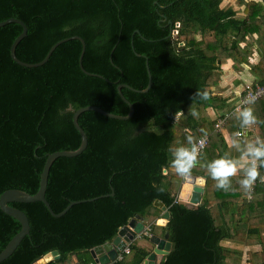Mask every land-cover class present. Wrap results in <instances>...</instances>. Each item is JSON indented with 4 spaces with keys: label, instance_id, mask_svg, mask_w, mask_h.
Wrapping results in <instances>:
<instances>
[{
    "label": "trees",
    "instance_id": "obj_1",
    "mask_svg": "<svg viewBox=\"0 0 264 264\" xmlns=\"http://www.w3.org/2000/svg\"><path fill=\"white\" fill-rule=\"evenodd\" d=\"M220 4L221 0H0V22L18 18L27 25V35L16 48L21 60L39 62L55 43L78 35L86 42L83 66L102 75L81 69L79 39L58 45L43 65H20L10 48L23 27L17 22L0 26V196L13 188L35 193L48 154L79 148L81 135L73 123L77 109L95 105L127 115L129 105L118 84L140 90L122 88L135 108L127 120L94 110L80 114L88 145L77 156L53 162L46 198L55 212L72 201L81 202L61 217L53 216L41 201L10 203L27 214L30 232L0 264H33L53 250L60 257L46 264H70L71 254L78 256L79 264H88L90 250L111 241L137 215L150 221L152 234L169 231L172 248L160 264H239L242 244L257 243L262 250L251 247L247 253L253 264H264V166L259 163L250 191L239 184L243 172L231 176V188L224 191L207 168L213 159L232 157L226 152L225 134L215 129L219 115L229 114L225 130L242 149L257 137L264 139V96L243 106L242 110L251 108L257 120L241 138L236 132L246 125L234 111L247 83L264 85V46L259 64L252 68L257 80L246 82L236 99L229 101L212 89L222 80L224 62L247 60L248 50L240 43L249 45L246 38L252 35L250 17L236 18L232 9ZM176 22L181 27L174 36ZM229 34L235 35L230 43L225 41ZM144 56L153 82L146 92L141 91L149 82ZM205 91L207 100L196 95ZM210 107L218 112L216 117L206 113ZM190 109L198 115L193 117ZM206 133L210 141L191 168L206 178L205 195L201 204L189 207L178 199L184 175L171 165V149L190 147L187 137L195 143ZM245 192L251 198H243ZM157 199L172 214L165 226L156 223L162 213L154 204ZM20 229V221L0 207V252ZM149 237L143 235L152 247ZM134 241L129 246L132 257L125 255L117 264H144L149 251Z\"/></svg>",
    "mask_w": 264,
    "mask_h": 264
},
{
    "label": "water",
    "instance_id": "obj_2",
    "mask_svg": "<svg viewBox=\"0 0 264 264\" xmlns=\"http://www.w3.org/2000/svg\"><path fill=\"white\" fill-rule=\"evenodd\" d=\"M11 22H17L23 27V31L15 39V41L12 43L11 48H10L12 58L17 63H19L20 65H24L27 67H36V66L43 65L44 63H46L48 61L52 52L56 49V47L58 45H60L61 43L65 42L69 39H79L82 43V52H81V56H80V60H79L81 69L88 75L102 76L100 74L88 71L83 66L82 59H83V55H84V52L86 49V42L81 36H78V35L62 39V40L58 41L57 43H55L50 48L47 55L39 62L29 63V62L21 60L16 54V48H17L18 44L20 43V41L27 35L28 28H27V25L22 20H20L18 18H8L5 21H1L0 26H3L5 24L11 23ZM137 32H139V31H137ZM136 54L138 56H141V54H139L137 52H136ZM144 57L146 58V67H147V71H148V75H149V82H148L147 87L144 88L143 90H141L142 92L148 91L149 88L152 86V83H153L152 82V74H151V70L149 67L147 56H144ZM123 87H128V88L136 90V91H140V90H137L134 87H132L126 83L118 84V91H119L121 97L129 105V112L127 115L116 114V113L110 112L108 110H105L102 107L95 106V105H87V106H84V107L77 109L73 114V123L81 135V144H80L79 148H77L75 150H59V151H55L53 153L48 154L46 161H45V164H44V167H43V170L41 172L40 186H39V189L35 193H29V192L22 190V189H16V188L14 189L13 188V189H8L1 194V196H0V207H1V209L4 212H6L7 214L17 218L21 223V229L17 234H15L13 236V238L8 242V244L5 246V248L0 252V262L5 260L6 258H8L16 250V248L19 246L22 239L26 235H28L30 232V221H29L27 214L23 210H21L20 208L12 206L10 203H13V202L30 203V202H35V201H41L46 205V207L48 208V210L51 212V214L53 216L61 217L62 215H64L69 210V208L71 206H73L76 203L81 202V200L72 201L69 203V205L65 209H63L60 212H55L52 209L49 201L46 198V191H47V186H48V177H49L50 168H51L53 162L58 157H61V156L74 157V156L81 154L86 149V147L88 145V136H87V133L85 132V130L83 129V127L78 122V118H79L80 114L83 113L84 111L94 110V111H97V112L107 116V117L116 118V119H120V120H127L133 116L134 111H135L134 104L132 102H130L125 97V95L123 94V92H122ZM190 179L193 180V188H192L190 198L187 200H184L181 197V191H182V189H181V191L178 195V199H179V201L185 202L189 207H196L203 202V195L205 192L206 178L196 176L194 174H189L188 177H186L184 180L188 181ZM185 181H183V185H184ZM182 188H183V186H182ZM112 194H114V193H112ZM93 199H91V200H93ZM82 201H85V200H82ZM154 204L157 207L162 209V213L157 218L156 223L158 225L165 226L167 224V222L169 221V219L172 217V214L169 211V209H167L166 205L161 200L157 199ZM145 228H146V224L144 222V218L141 215H137V216L133 217L126 225H124L123 227H121L119 229L117 235L111 241L105 242L102 245L95 246L94 248H92L90 250L91 254L94 258V261L97 263H100V264H117V262H118L117 258H118L119 253H121L125 249V247H127L128 244H131L135 239H137V237L141 236L143 234ZM149 239L153 245L152 246L153 248L147 254V256L144 260V264L160 263L162 261L163 257L170 253L171 248H172V242L169 240V231L166 230V232L164 233L163 236H160V235L153 233L149 237ZM51 256H52V259H57L60 257V252L58 250H53V251L49 252L48 254H46L44 257L47 258V257H51ZM38 261L34 262L33 264H38L37 263Z\"/></svg>",
    "mask_w": 264,
    "mask_h": 264
},
{
    "label": "crops",
    "instance_id": "obj_3",
    "mask_svg": "<svg viewBox=\"0 0 264 264\" xmlns=\"http://www.w3.org/2000/svg\"><path fill=\"white\" fill-rule=\"evenodd\" d=\"M255 4L254 6H251V4ZM220 7L223 9H232L235 13V17L239 19H245L249 18L252 20L253 24H250L248 27L251 30L252 35H247L246 40L251 41L249 45H247V42L243 41L240 43V47L243 49L246 48L248 50L247 60L241 61L240 63L235 64L234 59L229 58L226 62H224L221 65V71H222V80L219 81V83L212 87L214 94H217L219 96L226 97L227 99L234 100L237 97V94L241 91V88L244 87V84L246 82H252L256 81L258 76L255 75L253 71V67L259 64V61L261 59V50L264 46V0H221ZM198 40L201 39V34L197 35ZM235 39V35L229 34L228 36H225V41L231 42V40ZM262 74L264 72L262 71ZM207 114L211 115L212 117H216L217 111H215L214 108L210 107L207 109ZM220 114V113H219ZM218 114V115H219ZM253 126V125H252ZM254 129V128H253ZM225 134V137L227 139V154H232V157H239L241 154V151L243 150L240 144H234L232 138L228 134L226 130L223 132ZM242 170H238L236 174L242 173ZM235 174V175H236ZM194 175L199 176L194 173ZM203 177V176H200ZM205 178V177H204ZM193 184V182H192ZM206 185V184H205ZM183 185H181V197L184 200H187L190 198L192 189H185L182 188ZM179 191V193H180ZM205 195V192H204ZM203 195V198H204ZM243 198H248L249 194L245 192L242 196ZM264 207V206H261ZM239 205H236L235 211H233V214L236 215L238 212ZM230 212V211H229ZM229 216V215H228ZM144 222L146 225L148 223L147 220L144 219ZM160 235V234H159ZM163 236V235H162ZM134 242H138L140 246L146 247L148 251L150 252L153 247H150L148 242L143 239L139 238L135 240ZM147 245V246H146ZM232 247L236 248V244H233ZM255 250H262L261 247H263L260 243L253 244L251 246ZM248 245L242 244L241 249H243V255H242V261L239 264H253L250 259L249 255L247 253L248 249L251 248ZM86 254V253H85ZM86 256V255H85ZM91 261H94V258L91 254L90 255ZM128 259L132 257V252L127 255ZM165 257V256H164ZM163 257V259H164ZM162 259V260H163ZM262 261L264 260V255L261 257ZM53 260L51 257H44L39 259L37 262L38 264H46L47 262ZM70 264H79L78 262V256L76 254H71L68 258ZM231 262V260H229ZM161 263V262H160ZM156 263V264H160Z\"/></svg>",
    "mask_w": 264,
    "mask_h": 264
},
{
    "label": "clouds",
    "instance_id": "obj_4",
    "mask_svg": "<svg viewBox=\"0 0 264 264\" xmlns=\"http://www.w3.org/2000/svg\"><path fill=\"white\" fill-rule=\"evenodd\" d=\"M202 99H208V92H197ZM251 101H249L250 103ZM191 115H198L195 109H190ZM239 118L242 125H251L256 123V116L251 108L245 107L239 111ZM189 146H178L171 149L172 159L171 165L180 175H186L194 166L198 157V146L193 143L192 137H187ZM203 145V140L200 141ZM257 161L264 166V139L257 137L254 141L245 144L239 157L222 156L211 160L207 164L209 175L216 181V187L224 191L231 188L230 177L235 175L238 170L243 171V177L239 180V184L246 190L250 191L253 181L258 176ZM264 179V177H261ZM162 190V189H160Z\"/></svg>",
    "mask_w": 264,
    "mask_h": 264
},
{
    "label": "built area",
    "instance_id": "obj_5",
    "mask_svg": "<svg viewBox=\"0 0 264 264\" xmlns=\"http://www.w3.org/2000/svg\"><path fill=\"white\" fill-rule=\"evenodd\" d=\"M180 27H181V23L180 22H176L174 28L172 29V33L174 34V36H177V34L179 33V30H180ZM180 45H184V42L181 41ZM262 96H264V85L255 83L254 86H253L252 83H247L246 84V94H245L244 97H242L240 99V101H238L236 103L234 111L239 114V111L242 110L243 106H245L249 101L257 100L258 98H260ZM228 115L229 114L219 115L217 117L216 124H215L216 131L222 132V133L224 132L226 119H227ZM251 130H253L252 124L251 125H246V127L244 129L236 132V136L238 138H241L242 136H244L245 134H247ZM201 140H203V145L200 144ZM209 141H210V135L207 134V133L203 134L202 136H200L196 140L195 143L198 146V157L201 154H203V152L205 151ZM198 157H197V160H198ZM196 163H197V161H196ZM258 167H259V162L257 161V168ZM188 175H189V172L186 175H184V179L186 177H188ZM255 180L253 181V183H255ZM262 180L264 181V179H262ZM249 197L251 198V194H249ZM150 230H151L150 224L146 225V228H145L143 234L141 236L137 237V239L143 238V235L151 236L152 233L150 232ZM129 246H130V244H128L127 247H125V249L121 253H119L118 258H117L118 261L122 260L125 255H128V254L131 253ZM88 264H100V263H97V262L93 261V262H89Z\"/></svg>",
    "mask_w": 264,
    "mask_h": 264
},
{
    "label": "bare ground",
    "instance_id": "obj_6",
    "mask_svg": "<svg viewBox=\"0 0 264 264\" xmlns=\"http://www.w3.org/2000/svg\"><path fill=\"white\" fill-rule=\"evenodd\" d=\"M192 182H193V180L192 179H190V180H188V181H185V183H184V185H183V188H185L186 190L187 189H192L193 188V184H192Z\"/></svg>",
    "mask_w": 264,
    "mask_h": 264
},
{
    "label": "rangeland",
    "instance_id": "obj_7",
    "mask_svg": "<svg viewBox=\"0 0 264 264\" xmlns=\"http://www.w3.org/2000/svg\"><path fill=\"white\" fill-rule=\"evenodd\" d=\"M189 174H194L193 169H190ZM185 181V180H184ZM151 247V246H150Z\"/></svg>",
    "mask_w": 264,
    "mask_h": 264
}]
</instances>
